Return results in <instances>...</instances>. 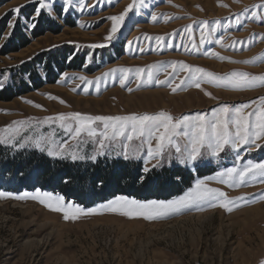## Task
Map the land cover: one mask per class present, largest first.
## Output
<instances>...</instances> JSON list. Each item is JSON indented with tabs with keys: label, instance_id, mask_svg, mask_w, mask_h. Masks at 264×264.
Wrapping results in <instances>:
<instances>
[{
	"label": "rangeland",
	"instance_id": "1",
	"mask_svg": "<svg viewBox=\"0 0 264 264\" xmlns=\"http://www.w3.org/2000/svg\"><path fill=\"white\" fill-rule=\"evenodd\" d=\"M132 2L72 0L69 10L64 12V0H51L52 11L42 10L40 16L33 19L37 4L29 0H0V91L12 89L16 94L13 99L0 100V128L12 121L34 118L33 127L25 135L38 137L54 133L57 144L68 141L72 146L70 151L84 158L48 156L46 151L31 144L24 148L5 144L0 147L11 149L14 154L45 156L54 163L87 164L108 159L136 162L150 170L184 169L190 171L194 179L181 195L194 187L196 180L202 179L208 186L226 192L229 198L243 197L239 201L241 206L227 212L218 206L205 205L203 211L185 210L154 220L130 218L100 209L98 214L65 221L62 213L51 211L36 200L4 198L0 199V264L264 262V199L260 198L264 182L257 180L230 187L207 179L227 168L242 167L248 161L264 162V138L257 141L259 148L245 145L237 152L226 147L219 156L202 150V156L196 161L181 163L174 148L165 151L162 157L149 159L147 143L141 146L143 138L131 142L120 138L130 144L127 159L117 154L124 149L122 143L116 141L108 142L104 154L98 155L95 151L98 145L92 138L82 136L79 142L72 141L58 122L35 123L45 117L71 112L116 116L166 111L173 117H181L197 113L210 115L224 105L248 104L246 112L257 107L264 97V86L233 90L222 84L202 82L197 88L188 79L191 73L181 71L177 62L218 76L233 71L264 74V0H137L116 36L107 41L105 38L112 27L109 17L123 13ZM21 5L17 15L13 10ZM13 23L15 27H10ZM33 23L35 27H31ZM101 44L104 46L93 47ZM211 53L239 62L220 60ZM254 57L258 59L244 63ZM27 64L29 71L24 72ZM173 64H176L175 72ZM122 68L129 72L122 73L119 71ZM137 69H143L140 79H137ZM124 75L127 78L121 85ZM81 76L86 80L81 81ZM181 80L185 83L181 84ZM178 84L180 87L173 92L172 88ZM26 86L31 91L20 93ZM49 95L58 99H49ZM102 99V103H95ZM84 100L90 101L88 105ZM35 104L42 107L37 108ZM98 130H102V125ZM152 145L155 146L154 140ZM93 155L95 160L91 159ZM8 170L6 165H0V192L13 196L47 192L63 196L67 203L85 209L98 208L123 196L110 197L88 207L54 187L41 185L36 175L11 174ZM197 214L207 217L205 220L189 218Z\"/></svg>",
	"mask_w": 264,
	"mask_h": 264
},
{
	"label": "snow or ice",
	"instance_id": "2",
	"mask_svg": "<svg viewBox=\"0 0 264 264\" xmlns=\"http://www.w3.org/2000/svg\"><path fill=\"white\" fill-rule=\"evenodd\" d=\"M30 3H35L38 6L35 8V15L33 19L39 17L42 10L52 11L51 0H29ZM137 0H133L124 10L123 13L109 17L112 21V27L105 38L107 41H112L116 36L121 26L123 25L129 11H132L136 6ZM142 2V0H141ZM72 0H64V7L62 10L67 12L69 10ZM224 6V5H221ZM23 5L17 7L13 11L18 15ZM256 13H253L255 16ZM153 21L157 19L154 15ZM205 24L207 22H204ZM35 23L31 27H35ZM10 27H15V24H10ZM188 26L187 30H190ZM160 40V37L156 38ZM204 42L202 34L201 43ZM104 45H93V47H103ZM207 54V53H206ZM212 56L220 60H229L233 63L239 61H231L229 57L220 56L218 53H211ZM257 57L252 58L251 61H244V63H251L257 60ZM181 71L190 72L188 79L192 85L199 88L202 82H208L217 85H224L233 90H242L264 86V74L252 75L247 72L233 71L218 76L200 67H190L183 62H177ZM173 71H176V64L172 65ZM115 71V70H112ZM126 74L129 69H119ZM137 79H140V74L143 69H137ZM107 75V74H105ZM126 75L121 77L120 83L124 84ZM149 75V79H151ZM81 81L86 78L79 77ZM158 83H165V81H158ZM185 81L181 80V84ZM171 86V85H169ZM180 85L172 88L176 92ZM131 91V89H129ZM211 96V93H205ZM49 99H58L49 95ZM26 103H33L32 101H25ZM60 103H64L60 100ZM253 103H256L255 101ZM37 108L41 105L35 104ZM250 105L242 104L239 107H229L224 105L215 109L210 115L197 113L195 115H183L181 117H173L166 111H160L156 114H130V115H116V116H93L81 114L79 112L61 113L55 117H45L43 121L36 120L35 123L47 124L50 122H58L59 126L69 133L72 141L79 142L82 136L92 138L93 142L98 145L96 153L98 155L104 154V149L108 147V142L116 141L122 143L123 155L127 159L130 155L129 143H124L120 138L131 142L134 139H142L143 143H147V156L149 159H156L162 157L165 151L174 148L175 152L179 154L180 162L184 163L196 161L202 156V150H209L211 155L219 156L221 152L225 151L226 147L233 150H238L245 145L259 148L261 145L257 141L264 138V97L256 108L251 111H245ZM34 118L26 120L12 121L9 125L0 128V144L10 145L12 147L24 148L31 144L40 151L47 152L48 156L63 157L68 155L73 160L83 159L84 157L77 154L75 151H70L72 147L68 141H63L59 144L53 139L54 133L48 136L40 135L38 137L25 135L30 128L33 127ZM96 125V127H94ZM102 125V130H98ZM155 141L153 147L152 141ZM183 140V144L180 143ZM55 145V147H53ZM92 160L96 156L91 157ZM156 165H154L155 167ZM145 173L149 172L148 167H144ZM209 180H216L218 183L228 185L230 187H239L251 182L260 180L264 182V162L255 163L248 161L242 167H231L224 171L218 172L215 177L207 178ZM15 198L26 199L30 198L38 201L51 211L62 213L65 221H75L84 215L98 214L100 209L104 211L119 213L120 215L130 218L142 217L147 220H154L157 218H165L174 214H179L185 210L197 209L205 210L204 206L221 207L227 212H232L234 208L240 207L239 201L243 197L229 198L227 193L218 187H210L206 180H196L195 186L188 189L183 195L168 201L149 200L141 202L135 199H129L126 196L117 197L106 204L100 205L98 208L85 209L79 205L67 203L63 196L53 195L47 192H35L34 194L24 193L21 196H13L11 193L0 192V199ZM264 199V193L260 196ZM264 264V262H262Z\"/></svg>",
	"mask_w": 264,
	"mask_h": 264
},
{
	"label": "trees",
	"instance_id": "3",
	"mask_svg": "<svg viewBox=\"0 0 264 264\" xmlns=\"http://www.w3.org/2000/svg\"><path fill=\"white\" fill-rule=\"evenodd\" d=\"M13 51H17L16 48ZM27 67L29 64L23 68L24 72L29 71ZM26 87L27 89L19 92L29 93L31 90ZM14 95L16 94L12 89L2 90L0 100L13 99ZM0 165H6L11 174L17 172L19 175H36L41 185L54 187L65 196L76 199V203L88 207L119 195L141 201L168 200L181 195L192 185L194 179V175L184 169L154 168L145 173L139 163L108 159L87 164L54 163L45 156L35 158L34 155L26 156L25 153L14 154L11 149L1 147ZM87 194H90V199Z\"/></svg>",
	"mask_w": 264,
	"mask_h": 264
},
{
	"label": "bare ground",
	"instance_id": "4",
	"mask_svg": "<svg viewBox=\"0 0 264 264\" xmlns=\"http://www.w3.org/2000/svg\"><path fill=\"white\" fill-rule=\"evenodd\" d=\"M129 98H131V97H129ZM133 99V98H132ZM77 100H79L80 101V99H77ZM104 99H102V100H99V101H95V103L96 104H98V103H102L101 101H103ZM134 100V99H133ZM77 102V104L79 103L78 101H76ZM88 102H90L89 100H84V103H86L87 105H88ZM212 215V214H211ZM210 215V216H211ZM205 217H207V216H201L200 214H197V215H193V216H191V217H189L190 219L191 218H196V219H202V220H205L206 218ZM212 217V216H211ZM189 218H187V219H189Z\"/></svg>",
	"mask_w": 264,
	"mask_h": 264
}]
</instances>
